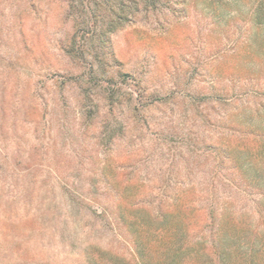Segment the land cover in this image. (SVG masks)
<instances>
[{
  "label": "rangeland",
  "instance_id": "1",
  "mask_svg": "<svg viewBox=\"0 0 264 264\" xmlns=\"http://www.w3.org/2000/svg\"><path fill=\"white\" fill-rule=\"evenodd\" d=\"M98 1L0 0V264H137L141 219H204L220 157L260 159L264 0H159L93 35Z\"/></svg>",
  "mask_w": 264,
  "mask_h": 264
},
{
  "label": "trees",
  "instance_id": "2",
  "mask_svg": "<svg viewBox=\"0 0 264 264\" xmlns=\"http://www.w3.org/2000/svg\"><path fill=\"white\" fill-rule=\"evenodd\" d=\"M159 0H99L93 7H87L91 16L80 22V27L91 26L93 35L99 31L112 33L119 26L130 22L136 13L150 11L160 6ZM179 1V0H176ZM187 3V0H182ZM217 4L230 0H208ZM174 2V0H173ZM180 2V1H179ZM227 5V4H226ZM96 11L105 15L101 20L96 17ZM100 26V27H99ZM264 106L258 104L256 110ZM255 111L256 114L260 113ZM259 120L256 129L250 132H241L240 137H251L256 140L260 159L249 160L245 166V174L235 171L236 163L231 157H220L218 166L224 162L234 164L231 174L225 171H216L205 183L204 197L206 204L199 206L207 211V216L199 220H172L159 224L151 231L145 225L153 226L152 217L141 219L142 229L146 236L134 239L133 251L136 252L137 264H264V117L257 115ZM257 123V122H256ZM219 168V167H218ZM194 188V187H192ZM135 196L133 192H128ZM181 192L176 191L175 197ZM129 196V197H131ZM137 200L138 198H134ZM133 200V199H132ZM242 200L250 203V210L246 217L241 219L236 215L242 213ZM140 205L127 204L120 210L126 213ZM110 207V205H109ZM108 223H114V229L119 233L130 234L125 221L112 218L109 209ZM222 211V214L218 212ZM131 222V220H129ZM141 234V232H139ZM131 235V234H130Z\"/></svg>",
  "mask_w": 264,
  "mask_h": 264
}]
</instances>
